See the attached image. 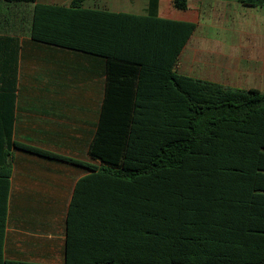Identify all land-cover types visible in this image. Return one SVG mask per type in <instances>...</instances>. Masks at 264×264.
Here are the masks:
<instances>
[{
  "label": "trees",
  "instance_id": "trees-1",
  "mask_svg": "<svg viewBox=\"0 0 264 264\" xmlns=\"http://www.w3.org/2000/svg\"><path fill=\"white\" fill-rule=\"evenodd\" d=\"M0 1L34 4L20 27L33 41L106 58V97L89 151L100 167L13 143L92 171L71 203L67 264H264V91L177 74L193 24L167 22L179 28L165 38L169 64L146 81L137 62L114 51L132 44L131 20L79 9L84 0L70 8ZM238 1L264 7V0ZM174 6L185 10L187 0ZM14 103L12 94L11 112ZM125 107L133 115L119 112ZM5 202L0 264H23L2 257Z\"/></svg>",
  "mask_w": 264,
  "mask_h": 264
},
{
  "label": "crops",
  "instance_id": "crops-1",
  "mask_svg": "<svg viewBox=\"0 0 264 264\" xmlns=\"http://www.w3.org/2000/svg\"><path fill=\"white\" fill-rule=\"evenodd\" d=\"M73 1L35 3L70 8ZM33 5L0 1V207L6 200L1 251L8 262L67 264L71 203L77 184L92 171L13 143L100 167L89 151L106 97L107 62L92 53L35 42L22 33L21 20L29 17ZM79 9L132 21V44L121 42L114 51L137 62L146 81L154 68L169 64L165 38L168 43L179 28L167 22L188 23L195 28L178 54L177 74L264 91V7L238 0H187V8L180 10L174 0H84ZM12 18L17 20L13 30ZM123 111L133 115L127 107ZM72 258L84 261L88 256L73 253Z\"/></svg>",
  "mask_w": 264,
  "mask_h": 264
}]
</instances>
